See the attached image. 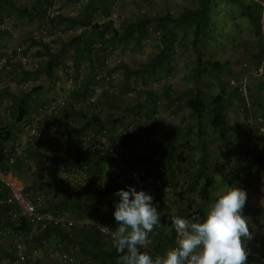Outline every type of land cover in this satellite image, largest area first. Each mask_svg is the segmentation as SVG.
I'll return each instance as SVG.
<instances>
[{"label":"crops","instance_id":"1","mask_svg":"<svg viewBox=\"0 0 264 264\" xmlns=\"http://www.w3.org/2000/svg\"><path fill=\"white\" fill-rule=\"evenodd\" d=\"M51 1L60 13L47 22L43 0H0V20L16 26L19 34L15 37L7 29L0 28V55H10L9 67L0 74L3 81V87H0V130L10 132L9 140L24 138L26 125L41 105L66 97L83 98L92 82L89 69L92 70L95 64L103 63L109 57L121 77V90L119 94L107 93L102 97L101 109L96 115L99 122H94L92 127L96 131L107 128L113 139L120 142L136 141L122 132L137 116L144 115L148 121L138 141H144L156 133L171 141L170 145L161 148L163 158L155 166L157 171L173 181L174 188L169 195L146 191L154 195V203L159 205L161 215L160 224L154 227L147 246L142 249L153 258L165 255L168 249L177 246L179 239L171 216L183 217L190 205L207 214L205 205L211 206L220 194L237 185V179L225 164L240 168L243 162L250 159L254 148H264V134L249 127L246 122L250 117L264 114V0H257L262 4V25L261 32L257 33V53L252 54L258 63L252 67L263 69L257 75L244 70L243 63L241 67L244 71L233 68L229 57L221 60L230 63L229 71H219L206 64L220 61L218 55L209 50L211 43L213 45L219 41H206L197 51L191 40V26L178 25L176 21L169 24L167 20L163 22L170 18L172 12H168L164 18L145 12L133 18L123 13V9H129L125 7L124 0H89L83 12L75 5L77 0ZM114 2H117V8L122 10L127 20L123 29L116 31L112 40H108L105 34L112 33L111 23L98 20L95 9L103 10L108 16ZM78 29H81L80 33L67 34ZM44 30L52 33L50 42L43 43L38 38ZM97 40L105 46L112 42L116 51L110 52L105 47L102 54L94 53L92 45ZM19 45L23 46L21 52L16 50ZM35 46L40 49L34 50ZM43 50L48 56L47 62L38 60ZM23 55L37 61L27 66L22 61ZM120 58L122 61H119ZM68 62H74V72L61 73ZM188 67L191 72L187 70ZM83 72L89 75L79 83V76ZM240 79L245 80L246 87L248 85L244 93H240L233 84L234 80ZM74 82L76 86L71 90ZM140 84H145L146 89L139 92L137 97L128 96V92ZM218 94L226 122L223 127H217L213 122L212 101ZM142 96L145 100H141ZM196 96L209 104L207 111L201 115L195 113L190 104V100ZM159 99H162V107L154 119L151 115L157 111ZM84 117V113L67 110L60 120L70 128L73 138H79L85 127ZM55 122L50 121L48 126ZM47 149L48 144L43 139L27 141L31 160L38 161ZM1 156L3 153H0ZM53 161L90 164L92 182L85 190L77 191L63 184L56 168L47 176H36L30 173L26 160L19 159L9 166L4 156L0 160V167L10 169L23 189L32 196L43 194L46 197L45 209L57 213L68 211L75 219L85 222L100 217L115 227L113 213L119 197L114 193L121 188L126 189L128 185L113 176L111 163L89 158L82 149L75 160L55 156ZM137 163L131 162L130 168L136 169ZM197 194L201 195L200 201ZM243 214L248 218L253 232V239L246 245L250 253L248 258L264 264V204L252 212L244 207ZM18 229L34 231L35 246L31 250V257L37 261L49 259L58 244L64 248L75 247L87 264H117L119 259L112 241L88 224H76L67 231L60 226L47 231L26 225ZM11 248L10 240L0 245V257L11 256Z\"/></svg>","mask_w":264,"mask_h":264},{"label":"built area","instance_id":"2","mask_svg":"<svg viewBox=\"0 0 264 264\" xmlns=\"http://www.w3.org/2000/svg\"><path fill=\"white\" fill-rule=\"evenodd\" d=\"M46 4L45 18L51 22L60 11L51 0H43ZM89 4V0H77L75 5L80 11H84ZM117 2L113 3V10L107 16L103 10L95 9L96 18L101 21H109L112 33L105 34V38L112 40L116 31H121L127 20V16L118 8ZM79 13V12H78ZM0 28L7 29L15 37H18L17 27L9 22L0 20ZM81 29L67 32V34L80 33ZM161 32H159L160 34ZM52 33L49 30L40 32L38 38L43 42H50ZM107 47L110 52H115V46L111 42L107 46L97 40L92 45L94 53L102 54ZM40 48L35 46L34 50ZM18 52L23 50V46L16 47ZM139 56V54H138ZM40 62H47L46 51L38 58ZM10 55L3 53L0 55V74L9 67ZM22 61L25 65H33L37 61L29 55H23ZM122 61V58L119 59ZM114 64L110 58H106L103 63H97L92 70L89 69L92 82L86 95L80 99L66 97L56 102L41 105L32 115L31 121L26 125L24 138L7 140L3 143V156L9 166L22 159L28 162L30 173L36 176H47L53 168H56L58 177L63 184L74 187L75 190H85L93 180L91 167L88 163L55 162L53 157L64 156L69 160H75L79 150H84L89 158H107L112 163L113 176L128 186H135L137 190L153 192L154 194L169 195L173 190V181L166 174L156 170L155 164L163 158L162 147L171 144V141L160 133L152 134L144 141H132L123 143L114 140L111 132L107 128L96 131L92 125L94 117L100 112L102 97L107 93L116 94L121 90L120 75L114 69ZM244 70L252 71L257 75L263 70L261 67H252L248 61L243 62ZM61 73L75 70L74 62H68ZM89 73L80 74L78 82L88 76ZM171 82H173L171 80ZM173 84V83H169ZM233 84L240 93H244L245 80H234ZM76 83L71 86L74 90ZM0 87L3 81L0 77ZM146 89L145 84L133 87L128 96L137 97L139 92ZM141 100H145L142 96ZM188 100V99H187ZM162 107V99L157 101V111L151 117L156 119ZM123 109V108H122ZM126 107H124V110ZM67 110L84 113V124L82 136L73 138L68 126L62 124L61 118ZM56 120L51 126L48 123ZM146 116H137L135 121L125 128V133H136L140 138L143 135V127L147 123ZM251 127L258 129L264 134V114H257L248 118ZM46 126H48L46 128ZM259 137V135H258ZM33 138H40L47 142L48 149L38 160H31L28 157L27 141ZM257 140V138H255ZM145 158L137 163L136 169L127 170L130 162L136 158ZM249 160L240 168L226 164L229 172L237 179L235 187L243 188L247 192L245 208L249 212L259 209L264 204V152L253 150L249 155ZM263 160V161H260ZM176 163H179L176 161ZM200 201V194H197ZM46 197L43 194L32 196L26 192L19 180L11 173L10 169L0 167V245L8 240L12 243L11 256H1L0 264H87L79 255L75 247L64 248L58 244L53 248L52 256L44 261H37L31 257V250L35 246V233L33 230H19L22 225L30 228L36 227L47 231L54 226H60L66 231L76 224H88L89 227L111 240V230L114 226L100 217L92 218L85 222L75 219L68 211L57 213L54 210L45 209ZM6 220V223H2ZM157 233V230H155ZM112 241V240H111Z\"/></svg>","mask_w":264,"mask_h":264},{"label":"clouds","instance_id":"3","mask_svg":"<svg viewBox=\"0 0 264 264\" xmlns=\"http://www.w3.org/2000/svg\"><path fill=\"white\" fill-rule=\"evenodd\" d=\"M112 246L119 254L117 264H249L247 242L253 239L248 218L243 214L247 192L230 187L219 195L206 217L191 220L172 215L179 239L165 255L152 257L143 251L154 227L160 224L159 205L154 195L129 185L114 193Z\"/></svg>","mask_w":264,"mask_h":264},{"label":"trees","instance_id":"4","mask_svg":"<svg viewBox=\"0 0 264 264\" xmlns=\"http://www.w3.org/2000/svg\"><path fill=\"white\" fill-rule=\"evenodd\" d=\"M92 2V1H91ZM222 4L229 7L228 13L232 15L231 20L234 18L233 12H242V14L246 15L249 20L252 23L253 29L256 33L261 32V25H262V4L257 0H199L196 7L193 9H186L185 12L180 16L178 20H171L172 17L168 19L169 21H172L171 23L176 21V24H183L184 26H191V40L194 48L199 51L201 49V45L203 46L204 42L210 41L213 39H218L220 36L225 35L224 31V25L228 24L226 19L222 17L220 20L221 12V6ZM228 14V15H229ZM167 19H161L163 22H165ZM167 20V21H168ZM235 20V18L233 19ZM168 21V23H169ZM148 23V22H147ZM223 23V28H222ZM166 26V25H165ZM164 26V27H165ZM168 27V24H167ZM165 27V29L167 28ZM223 30L224 32H222ZM231 34L228 35V37ZM201 64H204L201 62ZM206 64L212 65V67H215L216 70L219 71H229V62H222L216 61L213 63L206 62ZM191 107L193 108L194 112L198 115H201L202 113H205L207 111L208 105L206 102L200 98L199 96H196L194 99L190 100ZM212 105H214V124L219 126L225 125V118L223 113V105L221 101V96L218 94L214 100L212 101ZM98 123L99 120L94 117L93 122L88 123V125H93V123ZM247 124L250 127V124L248 121H246ZM6 129L0 130V153L2 154L3 150V143L4 141H7L10 139V132L5 131ZM124 135H129L130 137H133V140L135 139L138 141L139 136L136 133H125V130L122 132ZM252 137V136H251ZM124 141V140H123ZM122 141V142H123ZM129 141V140H128ZM127 141V142H128ZM126 141L123 143H127ZM132 142V141H130ZM254 150L264 152V148L256 147ZM253 151V150H252ZM251 151V152H252ZM87 155V154H86ZM3 159V156L0 157V160ZM67 159V158H66ZM99 160H106L111 163L109 159L105 158H98ZM145 160V158H136L135 161ZM141 160V161H142ZM264 160V159H263ZM260 160V161H263ZM245 161V160H244ZM79 164H82L83 162H77ZM131 163V162H130ZM130 163L127 167V170H132L130 168ZM245 162L242 163V165ZM225 164V163H224ZM223 164V166H224ZM228 164V163H226ZM225 164V165H226ZM90 165V164H89ZM230 165V164H228ZM241 165V166H242ZM112 166V163H111ZM209 186V182L205 184V187L207 188ZM187 219H192L193 217L200 218L203 220L206 217L205 212L202 209L193 208V206H189L186 208V214L183 216ZM25 225V224H24ZM116 256L119 257V254L115 250Z\"/></svg>","mask_w":264,"mask_h":264},{"label":"rangeland","instance_id":"5","mask_svg":"<svg viewBox=\"0 0 264 264\" xmlns=\"http://www.w3.org/2000/svg\"><path fill=\"white\" fill-rule=\"evenodd\" d=\"M198 1L199 0H124L125 7L129 9H123V13L133 18L143 12L164 18L168 12H172L170 16L173 21L175 18H178L185 9L196 7ZM228 10L229 7L222 4L219 14L223 15H220V20L223 17L228 22V24L224 25L225 35L216 39L219 43H214L213 45L211 43L209 50L217 54L218 59L222 61L229 57L232 61L233 68L244 71L241 67L243 62L248 61L251 66L258 63L252 56L253 53H257L258 35L254 31L252 23L246 15L233 12L232 14L235 20H233L234 18L231 20L230 18H232V15L228 13ZM172 21H169V23ZM221 31L224 32L223 30ZM229 34L231 35L228 37ZM203 51L204 50L201 52ZM187 70L191 72L189 67ZM245 88L248 90V85L246 87V83ZM209 208L210 206L208 204L204 207L206 212ZM248 261L249 264H262L251 258H248Z\"/></svg>","mask_w":264,"mask_h":264}]
</instances>
